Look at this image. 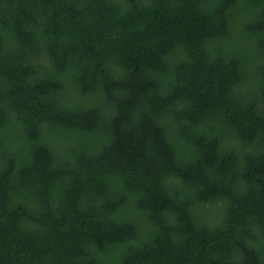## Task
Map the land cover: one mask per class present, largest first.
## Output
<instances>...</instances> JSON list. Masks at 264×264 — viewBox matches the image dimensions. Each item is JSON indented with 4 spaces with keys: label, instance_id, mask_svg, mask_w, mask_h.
<instances>
[{
    "label": "trees",
    "instance_id": "1",
    "mask_svg": "<svg viewBox=\"0 0 264 264\" xmlns=\"http://www.w3.org/2000/svg\"><path fill=\"white\" fill-rule=\"evenodd\" d=\"M0 264H264V0H0Z\"/></svg>",
    "mask_w": 264,
    "mask_h": 264
},
{
    "label": "rangeland",
    "instance_id": "2",
    "mask_svg": "<svg viewBox=\"0 0 264 264\" xmlns=\"http://www.w3.org/2000/svg\"><path fill=\"white\" fill-rule=\"evenodd\" d=\"M212 216H213V218H214L215 221L220 218V214L213 213Z\"/></svg>",
    "mask_w": 264,
    "mask_h": 264
}]
</instances>
